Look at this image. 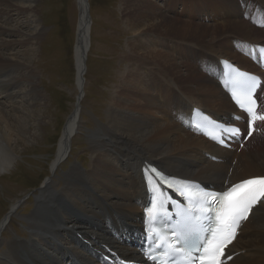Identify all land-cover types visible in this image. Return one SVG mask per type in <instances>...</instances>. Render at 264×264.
<instances>
[{
    "label": "bare ground",
    "instance_id": "6f19581e",
    "mask_svg": "<svg viewBox=\"0 0 264 264\" xmlns=\"http://www.w3.org/2000/svg\"><path fill=\"white\" fill-rule=\"evenodd\" d=\"M145 1L124 0L127 32L132 35L128 46H134V52L130 57L124 56L127 66L118 78L119 86L105 113L103 125L91 136L89 150L93 157L88 168L70 167L61 178L60 190H57L58 182L47 180L31 214L29 227L35 233L30 231L29 239L18 241L16 238L8 242L7 248L0 253L3 257L0 264H48L49 260L59 263L61 253L64 260L67 259L65 264H87L78 253L59 243L56 236L65 232L74 242H79L81 254L91 258L93 263L97 260L101 264H112L117 262L115 255L126 260L143 261L142 209L147 203L143 181L144 169L149 166L168 176L205 183L202 185L216 191L246 179L264 177V128L261 127L260 134L245 143L243 149L237 144L224 149L204 138L197 126V119L208 114L226 124L233 123L235 107L226 92L219 59L264 79V67L259 66L260 56L251 53L258 45H264V0H209V6L199 14L194 8H203L200 4L203 0H183L181 10L188 8L189 13L185 15L188 14L190 20L187 22L180 17L174 19L169 16V13L182 15V12L177 11V6L166 3L167 0H162L165 12H161L155 4L146 6ZM33 3V0H18L11 4L8 0H0V175L8 172L14 163L10 134L19 131L22 106L30 100H38L41 94L36 88L35 70L19 60L17 52L15 55L11 52L15 47L31 46V42L39 36L20 34L14 25H10H19L18 18L23 15L33 18ZM78 4L82 15L74 60L79 92L75 109L62 131L57 155L50 166L53 175L68 154L70 141L79 126L75 119L78 116L79 121L84 91L81 44L86 40V58L89 33H85V4L83 0H78ZM195 4L197 6L194 7ZM195 18L216 23L212 26H202V23L193 25ZM30 24H35V21L30 20ZM255 24L261 28H254ZM89 27L90 24L88 32ZM229 30L241 32L240 36L246 39L227 36ZM178 35L186 43L203 44H196V49L187 48V44L178 38L173 39ZM247 39L251 44L248 58L262 73L244 69L246 61L244 64L236 63L225 55H215L210 48L201 47L213 43L218 53L229 49L233 54L231 57L237 59L238 56L242 58L243 41ZM232 48H236L237 52ZM261 87L264 88V82ZM260 99L264 104V97L260 96ZM238 124L245 129V124ZM251 147H254L253 150ZM128 193V205H114L128 198ZM98 201L102 209L100 218L109 239L95 231L91 233L93 230L90 228L77 225L80 218L89 222L98 220ZM14 210L15 206L5 215L0 223V232ZM124 219L136 223L133 221L128 226L123 223ZM98 230L106 235L102 228L98 227ZM79 231H83L82 236ZM85 234L89 235L84 241ZM123 234L131 235L130 244L134 235L138 238L137 245L131 246L132 256L125 254L124 247L121 250L110 241L119 239ZM92 248L97 250L93 253ZM229 249L233 258L227 264H264V197L241 225L239 235Z\"/></svg>",
    "mask_w": 264,
    "mask_h": 264
},
{
    "label": "rangeland",
    "instance_id": "374dc122",
    "mask_svg": "<svg viewBox=\"0 0 264 264\" xmlns=\"http://www.w3.org/2000/svg\"><path fill=\"white\" fill-rule=\"evenodd\" d=\"M8 1L14 4L18 0ZM33 2V18L30 15H23L18 18L19 25H15V23L10 24L14 25L13 27L20 34L24 33L34 37L39 35L36 40L31 42V46L15 47L11 52L14 55L17 52L19 60H23L31 70H35L37 76L36 88L39 89L41 94L38 100L25 102V106H22L20 114V116H23L19 118L21 123L19 131H14L10 134L11 150L13 149L15 158L9 171L6 173L2 172L3 174L0 175V223H2L5 215L11 211L13 206H15V210L10 216L8 223L0 232V253L7 248V244L11 240L17 238L18 241H22L23 239L30 238V231H32L29 227L31 224V214L35 209L36 199L40 191L43 190L47 180L52 179L58 182L60 185L57 187V190H60L62 188L61 178L70 167L76 165L81 169L84 167L88 168L93 157V154L89 150L92 141L91 136H93L92 134L96 129L103 125L105 113L112 103L110 101L116 88L119 86L118 78L121 77V72L127 66L124 56L130 57L134 52V46H132L133 48L128 46V42L132 41V35L127 32L128 21L123 14L124 0H88L90 29L87 39L88 54L85 58L84 80L82 81L84 91L80 104L79 121L78 116L75 119L79 126L70 141L68 154L59 163L53 175L50 166L57 155L62 131H64L68 117L71 116L72 111L75 109L76 97L79 92L76 83L77 74L74 55L77 29H79L78 25L82 14L79 13L76 0H33ZM145 3L146 6H151L152 4L158 5L161 8L159 9L161 12L166 11L162 0H147ZM166 3L177 6V11L182 12V15L169 13L170 17L172 16L174 19H177L175 17H180L184 20L183 22L188 19L190 20L189 15H185L188 12V8L184 11L181 10L183 0H167ZM200 4L203 8H194L197 14L209 6V0H203ZM253 9L254 11L256 10L255 6ZM125 12L129 11L125 10ZM219 19L222 22V19ZM30 20H34L35 24H30ZM193 21V25L202 23V26H212L216 23L212 20L206 21L197 18ZM253 26L254 28H261L256 26V24ZM240 35L241 32L234 30H229L227 33V36L246 39V37ZM247 35L251 34L247 33ZM253 37L257 39L255 34ZM23 38L25 37L23 36ZM174 38H178V40L187 44L185 45L187 48L196 49V44H203L192 41L186 43L183 41L184 39L181 35ZM249 40L243 41L242 58L238 56L237 59L231 57L233 54L230 53L229 49L218 50L220 51L218 53L213 43L205 44L207 46L201 47L210 48L215 55H225L236 63L241 64L246 61L247 64L243 63L244 69L262 73L256 64L248 58V47L251 45ZM135 42L138 43V40H135ZM160 43H163V41ZM232 50L237 52L236 48H232ZM169 53L171 54V51ZM225 53H229L230 55H226ZM126 60L129 59L127 58ZM251 65L255 66L256 69ZM163 112L166 114L165 111ZM242 148L240 146V149ZM253 148L251 147L252 150ZM186 162L191 163L188 160ZM196 172H198V169ZM126 196L128 198H124L123 201L114 205H128L130 200L129 193ZM108 203L112 205L110 202ZM96 208L97 212H95L99 217L97 221H82V218H80L77 221V225L90 228V230H93L91 233L95 231L102 237L109 239L108 231L100 218L102 209L99 207V201L96 202ZM133 221L124 219L123 223L129 226V223ZM86 223L90 225H84ZM98 227L102 228L106 232V235H103L98 230ZM65 233L61 236H56L59 243H63L78 253L83 262L87 264H101L97 260L96 263H93L91 258H88L84 254L82 255L79 242H74ZM79 233L81 236L83 235V231H79ZM85 235L84 241L88 239L89 234ZM130 237L131 235L123 234L119 239L110 241L121 250L124 247L125 254L132 256L133 247L131 246L137 245L138 238L134 235V240L130 244ZM56 249L61 253L59 248L56 247ZM91 250L94 253L97 249L92 248ZM64 258L61 253L59 263H51L49 260L48 264H65L67 259L64 260ZM1 259L3 260V257L0 255Z\"/></svg>",
    "mask_w": 264,
    "mask_h": 264
},
{
    "label": "snow or ice",
    "instance_id": "6c2138e0",
    "mask_svg": "<svg viewBox=\"0 0 264 264\" xmlns=\"http://www.w3.org/2000/svg\"><path fill=\"white\" fill-rule=\"evenodd\" d=\"M238 75L244 77V79L234 82L231 96L236 105L249 114L248 135H251L252 124L257 120L264 121V115L257 113L256 100L253 98V92L257 86V78L243 72H239ZM237 88L240 96L237 95ZM241 96L248 101L247 104L241 99ZM174 179L176 178L169 177L154 168L144 169V180L149 190L151 188L150 182L153 180L160 184L161 187L173 188V184L170 181ZM173 191H177L181 197L180 200L172 204L174 207L176 203H183L184 193L179 192L175 188H173ZM206 191L209 198L204 202L206 207L203 211L211 223V227L208 229L209 238H201L199 241L193 242L191 250L199 253V255L191 257V264H195L196 261H198V264H223L222 257L224 259L231 258L224 252L226 243L230 242L228 233L233 232L234 227L238 225L239 219L244 217V213L247 211L246 202L249 199L255 200L259 196H264V177L244 180L238 184L231 185L223 192ZM169 199L171 201V197ZM165 212H167V209H165ZM166 218L169 221L172 220L171 215ZM152 219L155 221L157 216H152ZM172 235L175 236L176 233L173 232ZM178 242L173 241L172 243Z\"/></svg>",
    "mask_w": 264,
    "mask_h": 264
},
{
    "label": "water",
    "instance_id": "95a60500",
    "mask_svg": "<svg viewBox=\"0 0 264 264\" xmlns=\"http://www.w3.org/2000/svg\"><path fill=\"white\" fill-rule=\"evenodd\" d=\"M76 2H77V7H78V10H79V13H80L78 0H76ZM83 2L85 4V10H84V19H85V25H86L85 33H88L87 26L90 24L88 0H83ZM81 14H82V12H81ZM77 31H78V29H77ZM78 34H79V32H78ZM85 42H86V40H85ZM85 42L83 41L82 44H81V48L83 49L82 50V53H83V58H82L83 71H84V62H85V54H86ZM82 81H83V78H82Z\"/></svg>",
    "mask_w": 264,
    "mask_h": 264
}]
</instances>
